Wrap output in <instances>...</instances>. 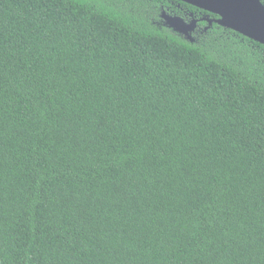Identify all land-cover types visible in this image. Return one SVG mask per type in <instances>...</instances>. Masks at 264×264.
Returning <instances> with one entry per match:
<instances>
[{
    "label": "trees",
    "instance_id": "obj_1",
    "mask_svg": "<svg viewBox=\"0 0 264 264\" xmlns=\"http://www.w3.org/2000/svg\"><path fill=\"white\" fill-rule=\"evenodd\" d=\"M177 5L0 0V264H264V44Z\"/></svg>",
    "mask_w": 264,
    "mask_h": 264
},
{
    "label": "water",
    "instance_id": "obj_2",
    "mask_svg": "<svg viewBox=\"0 0 264 264\" xmlns=\"http://www.w3.org/2000/svg\"><path fill=\"white\" fill-rule=\"evenodd\" d=\"M218 16L215 22L264 44L263 0H179ZM167 26L181 33V18L162 13Z\"/></svg>",
    "mask_w": 264,
    "mask_h": 264
},
{
    "label": "flooded vegetation",
    "instance_id": "obj_3",
    "mask_svg": "<svg viewBox=\"0 0 264 264\" xmlns=\"http://www.w3.org/2000/svg\"><path fill=\"white\" fill-rule=\"evenodd\" d=\"M177 13L171 14L167 13L165 11L161 12V18L165 22V19L162 16V13H165L170 16H177L181 18L182 23L185 25L183 27V30L181 33H178L179 35L187 38L190 41H193L195 39V34L205 31L207 28L211 27L213 23L215 22V19L218 18L215 16H210L203 14L202 12H195L192 10H185L179 5H177Z\"/></svg>",
    "mask_w": 264,
    "mask_h": 264
}]
</instances>
